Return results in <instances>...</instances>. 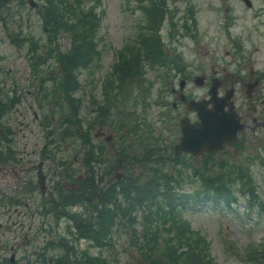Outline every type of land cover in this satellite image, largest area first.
<instances>
[{
    "label": "rangeland",
    "instance_id": "374dc122",
    "mask_svg": "<svg viewBox=\"0 0 264 264\" xmlns=\"http://www.w3.org/2000/svg\"><path fill=\"white\" fill-rule=\"evenodd\" d=\"M102 1L104 14L98 36L101 52L79 76L81 87L77 95L83 97L81 114L87 119L95 116L94 100L105 101L107 84L116 85L121 62L143 47L142 36L161 37L162 61L154 62L142 56L145 85L147 90L153 86L152 91L145 97V89L139 87L126 102L122 115L129 116L132 110L142 113L148 130L151 128L147 135L154 134L170 154H174L170 146L174 148L181 136L180 118L186 114L195 117L181 99V92L189 97H207L216 68L221 75L226 71L246 73V81L264 71V0H250L251 5L246 0ZM142 3L164 10L158 27L149 28L148 13ZM231 16L235 25L229 28L225 20ZM47 30L37 4L31 6L28 0H9L8 3L0 0V100L8 104L0 120V264L10 262L12 243L16 250L15 264H38L35 261L37 248L52 234L67 235L71 220L65 216L55 220L47 207L51 199L57 197V187L73 186L72 180L83 170L78 146L74 144L80 138L71 136L60 140L50 134L48 131L53 124H44L48 110L36 98L37 86L29 61L34 51L30 50V41L37 40L40 51L44 45H49ZM58 42L62 49L71 44L64 33ZM49 64L56 66L50 60L44 67ZM252 69L254 75H250ZM203 74L208 77L202 85L194 78ZM184 77L187 82L181 90L179 82ZM235 88L237 91L232 97L239 104L245 102L246 97L247 105L250 97L246 85L238 84ZM256 90L258 95L251 100L261 110L264 108V103L260 102L264 98V81ZM224 91L223 86L220 93ZM173 101L178 102V107L172 105ZM112 117L118 124L120 116ZM119 128L118 132L93 129L94 140L102 142L111 156L120 154L117 149L124 140L130 151L138 145L136 130L132 131L129 125ZM240 133L246 134L244 143L227 144L211 152L210 158L215 156L217 166L234 161L245 164L248 176L244 179L247 185L243 187L246 193L236 192L239 199L231 207L203 204L186 216L210 239L218 264H264V127L251 122ZM178 156L191 158L201 167L207 155L182 152ZM99 167L95 166L98 170ZM119 167L123 173V164ZM211 169L217 168L212 165ZM115 173L116 168L110 177ZM41 175L44 187L40 183ZM193 184L189 180L185 188L192 189ZM127 237V233L121 231L116 236L120 259L123 264H140L127 245ZM86 243L82 238L81 244ZM56 248H48V252L55 253ZM93 251L100 253L96 247Z\"/></svg>",
    "mask_w": 264,
    "mask_h": 264
},
{
    "label": "trees",
    "instance_id": "16d2710c",
    "mask_svg": "<svg viewBox=\"0 0 264 264\" xmlns=\"http://www.w3.org/2000/svg\"><path fill=\"white\" fill-rule=\"evenodd\" d=\"M102 3V0L37 2L50 39L49 45L40 51L38 41H30V50L34 51L29 61L37 86L36 98L52 114L47 111L44 120L47 126L53 124L50 134L60 140L80 138L74 144L78 146L83 170L72 180L73 186L57 187V197L47 207L55 220L62 216L71 220L67 235L52 234L37 248L35 261L123 264L116 241L121 231L127 233V245L140 264H218L210 239L194 227L186 214L203 204L231 207L239 199L236 192L246 193L243 187L248 176L246 165L234 161L217 166L215 156L210 158L211 153H206V162L200 167L191 158L179 157L171 146L174 154L167 152L154 134L147 135L151 128L148 130L142 113L132 110L129 116L122 115L126 102L139 87L143 86L144 96L149 97L153 86L147 90L142 56L161 62V37L142 36L143 47L121 62L116 85L109 83L104 89L105 101L94 100V118L90 120L81 114L83 97L77 95L81 87L79 76L101 52L98 36L104 14ZM143 7L148 13L149 28L158 27L164 10L153 4ZM63 33L71 40L67 49H62L58 42ZM50 60L56 66L44 67ZM7 105L0 100V118ZM114 114L120 116L118 124L112 117ZM126 125L136 130L138 145L133 151L122 136L124 144L117 149L120 154L115 157L109 155L102 142L94 140L95 127L102 131L108 126L118 132L120 126ZM122 164L125 174L120 178L110 177L114 168L117 170ZM96 165L100 166L99 170ZM212 165L217 169L212 170ZM189 180L194 182L192 189L185 188ZM82 238L87 242L85 245L81 244ZM51 247L58 250L48 252ZM95 247L100 249L99 254L93 251Z\"/></svg>",
    "mask_w": 264,
    "mask_h": 264
},
{
    "label": "water",
    "instance_id": "95a60500",
    "mask_svg": "<svg viewBox=\"0 0 264 264\" xmlns=\"http://www.w3.org/2000/svg\"><path fill=\"white\" fill-rule=\"evenodd\" d=\"M29 2L32 6L36 5V0H29ZM246 2L248 5H251L250 0H246ZM181 85L183 86V83ZM215 93L216 85H213L210 89L211 100L215 98ZM231 95H233L232 92L228 93L224 98L220 97L223 103L229 106L227 110L224 108V105L219 106L215 110L214 108H208L206 106L208 100L198 101L195 98L190 99L188 105L191 109L198 110L201 121L190 122L188 117L182 119L183 134L176 147L179 150L198 155L203 151L221 149L225 142H234L237 138L238 129L242 128L244 124L240 122L234 102L230 98ZM40 181L44 187L43 176ZM12 257H14V254Z\"/></svg>",
    "mask_w": 264,
    "mask_h": 264
},
{
    "label": "flooded vegetation",
    "instance_id": "af4514ba",
    "mask_svg": "<svg viewBox=\"0 0 264 264\" xmlns=\"http://www.w3.org/2000/svg\"><path fill=\"white\" fill-rule=\"evenodd\" d=\"M226 8L228 10L229 6L227 5ZM225 22H226V27H229V28L233 27L235 25V21H234V17L233 16L228 17L225 20ZM215 70H216L215 71L216 73L213 72V75H212L211 80H210V84H209L210 86H209V89H208V94L209 95L207 97H205V96H200L199 98L198 97L197 98L196 97H189L186 93L181 92V95H180L181 99L186 102L187 108L190 110V112H194V114H195V117H191L190 115L186 114L185 116L180 118L179 124H180L181 136L183 134L182 119L184 117H188L190 122L201 121V118H200L198 110H193L188 105V101L191 98H195L198 101L199 100L200 101L208 100V102L206 103V106L208 108H214V110L216 109V104H217V103L215 104V101L216 102L217 101H222L220 106L224 105V108L228 109L229 106L224 104L223 100L220 97L224 98L230 92H232L233 96H234L235 92L237 91L236 88H235V85L243 84V85H246V87H247V95H248V97H250V100L248 101L247 105H246V97H245V102L242 101L241 104L236 102L235 99L232 97V95H231L230 98L234 102V107H235V109H236V111H237V113L239 115L240 120L244 123L243 128L238 131V138H237L235 143H244L246 141V134H243V133H240V132L242 130L246 129V126L250 125L251 122H254L256 124V126L262 125L264 127V108L259 110L258 104L252 102V100H251L254 95H258V93H256L257 92L256 88L262 81H264V71L261 70L262 72H260V74H258L253 80L249 79L248 81H246V73H240V72L236 73L235 71H232V72L226 71L223 75H221V74H217V68ZM252 71L253 72L250 75H252V74L254 75V71L255 70L252 69ZM207 77L208 76H206L205 74L196 75L194 79H195V81L197 83H200V84L203 85L207 81ZM186 82H187V80H186L185 77L180 79L179 85H180V89L181 90L185 89L184 87L186 85ZM181 83H183V86L181 85ZM213 85H216V93L214 95L215 98H213V100H211L212 95L210 94V89H211V87ZM223 86L225 87V91H224V93H220V88L223 87ZM172 91L173 92L176 91V88L173 87ZM260 102L264 103V98L261 99ZM172 105L176 108V107H178L179 104H178L177 101H173ZM7 108H8V106H7ZM257 112H261V113L259 115L255 114ZM0 120H1V118H0ZM107 130H112V129L110 127H108V126H104V130H102V132H106ZM181 136L179 137L178 142L180 141ZM109 137H111V135ZM176 144L174 145L175 151H176L177 154H180L182 152V150H179L176 147ZM119 170H120V167L116 170V173L114 175H112L111 177L112 178H116V177L120 178L122 173ZM42 176L43 175H41L40 179L42 178ZM11 245H10L11 249L13 250L12 253H15V254H14V257H12V255H10V257H9L10 262H8V264H15L17 262L16 250H15V246H14L15 244L12 243Z\"/></svg>",
    "mask_w": 264,
    "mask_h": 264
},
{
    "label": "bare ground",
    "instance_id": "6f19581e",
    "mask_svg": "<svg viewBox=\"0 0 264 264\" xmlns=\"http://www.w3.org/2000/svg\"><path fill=\"white\" fill-rule=\"evenodd\" d=\"M216 103H217L216 108H218L220 106V104L222 103V101H217Z\"/></svg>",
    "mask_w": 264,
    "mask_h": 264
}]
</instances>
